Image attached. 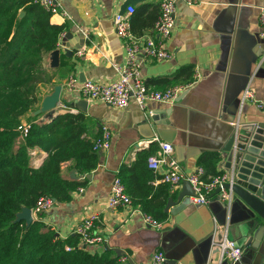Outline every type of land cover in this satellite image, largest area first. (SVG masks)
Returning a JSON list of instances; mask_svg holds the SVG:
<instances>
[{
    "label": "crops",
    "instance_id": "0c3cea01",
    "mask_svg": "<svg viewBox=\"0 0 264 264\" xmlns=\"http://www.w3.org/2000/svg\"><path fill=\"white\" fill-rule=\"evenodd\" d=\"M57 1L60 8L51 16V22L66 27L65 36L58 42L62 50L61 68H51L47 57L46 67L56 75L53 85L42 86L41 102L61 85L56 111L84 114L90 123L87 137L92 139L99 137L106 125L112 139L108 149L97 151L98 164L92 172L80 175L72 168L71 161L63 164L65 178L73 180L70 173L76 170L78 178L74 181L82 185L72 192L68 201L56 202L53 211L33 213V222L40 219L45 231L52 230L57 238L67 240L76 234L87 214H97L93 231L104 241L96 245L85 246L81 241L80 244L91 254L113 260L112 264H144L157 251L164 253V264H221L227 258L222 256V251L213 249L212 237L216 227H228L229 239L243 248L241 259L252 264L259 248L263 247L264 251V236L255 238L245 253V246L238 239L237 230L243 222L236 211L238 206L226 209L216 198L199 205L191 197L190 205L167 213L168 200H177L182 186L161 182L160 175L148 164L150 171L142 168L138 155L150 149L158 153L160 143L165 142L174 147L173 156L186 174L194 173L200 166L205 168L206 177L225 170L220 149L234 121H264V111L257 103L248 101L242 105L241 101L247 87L253 89L256 100L264 101V39L260 36L259 21L264 0H193L192 3L175 0L176 24L168 41L171 57L144 59L141 76L150 89L158 91L195 83L176 101L148 102L144 109L134 100L127 108L116 109L65 88L71 76L80 81L98 82L118 78L116 67L124 63L126 51L114 20L127 0ZM161 1L143 0L132 5L133 14L128 13V8L122 13L130 17L135 35L142 32L145 36H155L153 28ZM135 14L139 16L133 23ZM67 33H73V37L68 39ZM62 43L71 45L72 57L65 54ZM228 99L231 105L227 109ZM81 100L89 102L86 112L78 105ZM30 155L31 165L39 167L48 152L35 147ZM211 155L216 159L215 165L208 162ZM116 178L122 179L132 199L131 206H108ZM145 214L160 221L162 228L149 225Z\"/></svg>",
    "mask_w": 264,
    "mask_h": 264
},
{
    "label": "trees",
    "instance_id": "16d2710c",
    "mask_svg": "<svg viewBox=\"0 0 264 264\" xmlns=\"http://www.w3.org/2000/svg\"><path fill=\"white\" fill-rule=\"evenodd\" d=\"M52 15L31 0H0V264H112L113 260L83 248L77 234L61 240L52 230L45 231L40 219L29 226L24 220L15 221L24 207L34 208L40 197L68 201L82 185L65 178L64 163L71 161L80 175L98 164L93 149L98 137H87L90 123L84 114L63 113L48 121H39L42 114L36 115L41 88L53 85L56 75L46 67V59L58 49L66 31L64 25L51 22ZM138 16H133V23ZM25 125L30 127L22 136L20 127ZM35 147L48 152L39 167L30 163ZM155 152L139 153L142 168L150 171L148 158ZM210 160L215 165L213 155Z\"/></svg>",
    "mask_w": 264,
    "mask_h": 264
},
{
    "label": "built area",
    "instance_id": "2783aa9c",
    "mask_svg": "<svg viewBox=\"0 0 264 264\" xmlns=\"http://www.w3.org/2000/svg\"><path fill=\"white\" fill-rule=\"evenodd\" d=\"M42 5L52 14L59 11L60 5L57 0H31ZM192 3L193 0H185ZM135 8L128 7V13L133 14ZM259 21L261 24L260 36L264 39V9L260 11ZM118 36L123 40L126 51L125 61L116 67L119 74L118 78L108 82H98L95 80L80 81L77 77H69L66 83L68 92H77L83 98L92 101H99L116 109H125L130 101L134 100L141 108H145L148 102H174L184 91L188 90L193 83L187 85H176L166 90L158 91L150 89L141 76L142 62L146 58L156 60H167L171 57L168 48V41L172 36L176 24V3L175 0H162L160 2L159 17L154 25L155 36H137L131 30V19L128 15L119 13L114 20ZM83 34L87 31L81 29ZM65 35L62 34L61 38ZM61 48V45L60 47ZM200 75H197L199 79ZM242 105L248 101L257 103L258 107L264 111V101L259 102L255 98V93L251 87H247L241 96ZM30 125L21 126L22 136L28 133ZM112 133L108 126L102 127L100 136L94 141L93 149L100 151L111 146ZM148 145L149 142H143ZM161 149L155 155L148 158V167L160 175V181L172 187L180 186L184 181H189L196 192L192 197L195 204L205 205L211 199L217 198L221 202L231 203L233 199L232 190L226 189L223 184L233 181V174L228 170L206 177V170L200 166L192 174L182 171L178 160L173 156L174 147L170 143L161 142ZM217 187H221L218 195H214ZM56 201L50 196L40 197L32 212L34 214H44L53 211ZM132 199L127 194L125 185L121 178H116L108 199V206L116 208L119 206H131ZM98 220L95 213L87 214L82 223L76 229V234L80 236L83 245H96L102 243V236L95 234L93 228ZM145 221L161 229L163 224L157 219L145 214ZM213 249L222 251V256L231 261H238L242 258L243 248L238 246L234 240L229 239V229L215 228L212 237ZM69 249V248H68ZM126 260V258H123ZM165 255L161 251L155 252L151 259L144 264H164Z\"/></svg>",
    "mask_w": 264,
    "mask_h": 264
},
{
    "label": "water",
    "instance_id": "95a60500",
    "mask_svg": "<svg viewBox=\"0 0 264 264\" xmlns=\"http://www.w3.org/2000/svg\"><path fill=\"white\" fill-rule=\"evenodd\" d=\"M143 0H127L122 8L121 13H125L129 6L136 4ZM24 13H21L23 16ZM66 37L71 39L73 33H67ZM65 46V54L72 57L73 50L69 49V43H62ZM61 48L51 52L50 67L55 69L60 67ZM82 78V77H81ZM85 81V80H82ZM247 85H245L246 87ZM244 87V89H245ZM62 93V86L58 85L54 91L47 95L42 103L40 109L36 111V115L42 114V121L52 120L58 113L56 108L60 103ZM180 96L177 97V99ZM176 99V100H177ZM231 99L226 102V108H230L229 103ZM87 100H81L78 105L80 109L86 112L88 106ZM229 103V105H228ZM238 107H240V100H238ZM56 111V112H55ZM231 132L226 138V142L220 149L224 158L225 170L233 174V181L223 184V186L232 190V202L222 205L226 209L235 208L240 212L243 217V222L238 227V239L244 244L247 253L248 246L252 241L259 237L264 236V121L256 123H241L234 121ZM71 179L76 180V170L71 171ZM182 190L178 195V199L170 198L168 200L165 211L167 213H175L173 208L180 210L187 205L191 204V197L196 196L195 189L189 181H184ZM221 187H217L214 195H218ZM217 199V198H216ZM178 209V210H179ZM24 220L26 225L29 226L33 223V212L31 208L24 207L21 212L17 214L16 222ZM264 251L259 248V252L254 257L252 264H264L263 261ZM221 264H248L244 258L238 261H229L228 259L222 260Z\"/></svg>",
    "mask_w": 264,
    "mask_h": 264
},
{
    "label": "rangeland",
    "instance_id": "374dc122",
    "mask_svg": "<svg viewBox=\"0 0 264 264\" xmlns=\"http://www.w3.org/2000/svg\"><path fill=\"white\" fill-rule=\"evenodd\" d=\"M41 118H43V116ZM46 121H48V120H46Z\"/></svg>",
    "mask_w": 264,
    "mask_h": 264
}]
</instances>
